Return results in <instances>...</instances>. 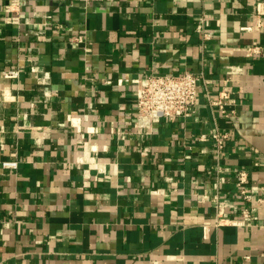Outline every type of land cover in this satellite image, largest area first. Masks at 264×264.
Masks as SVG:
<instances>
[{
	"label": "crops",
	"instance_id": "1",
	"mask_svg": "<svg viewBox=\"0 0 264 264\" xmlns=\"http://www.w3.org/2000/svg\"><path fill=\"white\" fill-rule=\"evenodd\" d=\"M4 3L0 264H264V0H22L20 23ZM186 70L204 77L194 112L138 129L146 76ZM227 78L232 119L209 101ZM239 168L257 209L217 226L216 194L246 204Z\"/></svg>",
	"mask_w": 264,
	"mask_h": 264
},
{
	"label": "built area",
	"instance_id": "2",
	"mask_svg": "<svg viewBox=\"0 0 264 264\" xmlns=\"http://www.w3.org/2000/svg\"><path fill=\"white\" fill-rule=\"evenodd\" d=\"M100 0H85L87 2H94ZM4 10L9 13L7 20L20 23L22 12V0H5ZM197 30L202 32L205 37H208L204 21H200L197 25ZM81 37H75L72 44L76 45ZM263 48L254 43L249 48L251 55L260 54ZM240 70L239 68H232L229 72L234 74ZM20 75L19 69H8L4 72L7 78H18ZM227 78L223 81V87L219 90L216 99H210V104L217 106L221 114L229 119L235 118L238 115L237 105L239 100L233 95V90L230 88V80ZM204 80L201 74L186 70L178 74L164 73L148 74L142 82L136 94V107L138 116L136 120V127L146 133L150 132L155 123H158L163 118L167 117H186L194 112L197 102L199 85ZM231 137L228 130L217 128L211 135L216 149V155L221 154L226 150L227 142ZM201 139H208L206 135H202ZM18 161L6 160L3 161V167L16 168ZM236 187L239 198L246 202L245 205H236L228 198H220L218 194L214 196L216 206L215 225H222L225 222L240 224L252 216V210L257 207H249L247 202L254 199V195L248 190V182L250 179L249 171L246 168H239L235 170ZM257 206L263 205L264 197L262 195L256 198ZM231 208L235 211L241 210V217H228L227 210ZM205 233L209 231V226L205 225Z\"/></svg>",
	"mask_w": 264,
	"mask_h": 264
}]
</instances>
